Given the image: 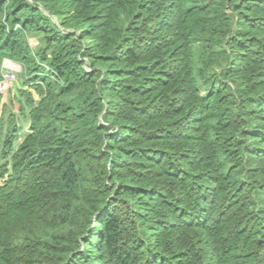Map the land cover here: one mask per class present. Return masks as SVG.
Segmentation results:
<instances>
[{
	"label": "trees",
	"instance_id": "obj_1",
	"mask_svg": "<svg viewBox=\"0 0 264 264\" xmlns=\"http://www.w3.org/2000/svg\"><path fill=\"white\" fill-rule=\"evenodd\" d=\"M5 58L0 264H264V0H0Z\"/></svg>",
	"mask_w": 264,
	"mask_h": 264
},
{
	"label": "rangeland",
	"instance_id": "obj_2",
	"mask_svg": "<svg viewBox=\"0 0 264 264\" xmlns=\"http://www.w3.org/2000/svg\"><path fill=\"white\" fill-rule=\"evenodd\" d=\"M30 42L33 45H35L37 43V41L35 40L34 37L30 38ZM3 68L6 69L4 72L5 73V79L3 80L4 82L0 83V88L1 87H6V88H5V91L3 92L4 95H3V98L1 100V103L7 101L12 94V92L10 90H8L7 86L11 85L13 80H14V82H16L17 80L21 81L20 78L22 77L23 72H24L22 64H20L17 61H14L13 59H9V58L4 59ZM7 75H9L11 77V79H9L10 77H8ZM33 92L36 96H38V94L35 91H33Z\"/></svg>",
	"mask_w": 264,
	"mask_h": 264
}]
</instances>
